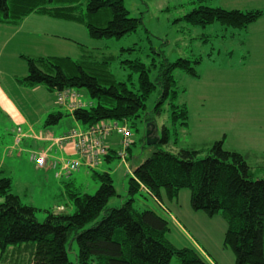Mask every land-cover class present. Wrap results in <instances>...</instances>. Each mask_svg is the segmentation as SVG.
<instances>
[{
    "label": "rangeland",
    "instance_id": "rangeland-1",
    "mask_svg": "<svg viewBox=\"0 0 264 264\" xmlns=\"http://www.w3.org/2000/svg\"><path fill=\"white\" fill-rule=\"evenodd\" d=\"M123 1L130 16L140 19L142 24L136 33L119 40H93L83 24L56 22L51 18L47 23L33 19L27 23L25 19L17 26L0 24V178L12 180V193L20 196L24 205L36 208L38 222L44 223L47 212L74 214L70 194L95 195L100 185L94 174L109 173L117 192L109 209H118L133 199L134 208L139 212L153 211L170 222L167 239L177 249H193L204 264H235L234 254L224 247L227 223L220 215L210 218L203 212L193 211L190 190L181 191L173 201L165 196L161 207L146 193L130 196L129 182L134 175L120 159L95 170L83 166L70 177L61 179L55 177L52 169L40 171L28 161L31 148L48 149L52 142L40 141L34 146L33 141L24 142V134L17 128H23L25 133L27 120L35 131L42 130L46 127L41 123H46L48 115L66 111L57 105L56 93L42 86L32 89L21 84L20 79L28 75V65L22 56L71 58L96 66L99 72L106 70L115 81L126 83L132 91L140 87V75L132 69L136 61L151 69L149 77L155 83L164 62L175 64L189 60L199 77L192 78L181 69H173L176 84L172 91L178 94L161 104L159 112L156 109L163 88L156 85L137 127L131 129L135 144L129 163L140 164L156 150L177 154L181 149H194L201 151L200 157L204 158L215 142L224 140L225 149L247 157L255 179H264V104L261 103L264 100V16L247 31L220 22L193 26L185 19L200 5L228 11H264V0ZM38 22H41L39 26ZM81 96L83 101L92 102L85 91H81ZM183 105L188 109L186 126L173 113L180 111L173 106ZM146 119L149 122L142 124ZM71 120L67 117L63 125L50 128L62 134L76 125ZM148 124L157 128V143L150 147L145 138ZM165 133L167 142H163ZM18 137L22 140L19 145L16 144ZM68 159L73 160L75 156ZM68 252L69 260L76 264L79 252L76 240L69 242ZM30 257V250L16 253L11 250L7 257L0 254V264H27ZM172 264L179 262L174 258Z\"/></svg>",
    "mask_w": 264,
    "mask_h": 264
},
{
    "label": "trees",
    "instance_id": "trees-1",
    "mask_svg": "<svg viewBox=\"0 0 264 264\" xmlns=\"http://www.w3.org/2000/svg\"><path fill=\"white\" fill-rule=\"evenodd\" d=\"M34 15L83 24L93 40H119L136 33L142 24L130 16L123 0H0V24L21 25ZM263 16V10L228 11L200 5L185 19L193 26L220 22L245 30ZM22 59L28 65V75L20 79L22 85L32 89L42 86L56 96L66 91L75 94L76 108L69 103L58 104L66 112L48 115L46 128L59 126L70 117L83 129L108 122L133 129L157 84L163 93L156 111L169 97H177L178 93L172 91L176 84L173 69L199 77L191 61L179 60L175 64L164 62L153 83L151 69L136 61L132 69L140 75V87L132 91L106 70L99 72L96 66L71 58ZM81 91L92 102L83 101ZM173 108L180 109L173 113L176 119L181 118V125H188L187 106ZM148 122L146 119L141 123ZM167 139L165 133L163 142ZM224 143L215 142L204 158L194 149H181L177 154L156 150L135 169L129 194L134 197L143 192L162 205L165 196L173 201L181 191L190 190L193 211L210 218L220 215L227 223L224 247L234 254L235 264H264V179H255L247 157L225 149ZM94 177L100 185L95 195L71 193L75 213L47 212L44 223L38 222L36 208L24 205L20 196L12 193V180L0 178L1 256L7 257L11 250H30L27 264H74L68 252V244L74 239L79 250L76 264H172L174 258L179 264H204L196 251L177 249L167 239L171 230L167 219L153 211L139 212L133 199L118 209H109L111 199L117 196L113 179L109 173H95Z\"/></svg>",
    "mask_w": 264,
    "mask_h": 264
},
{
    "label": "built area",
    "instance_id": "built-area-1",
    "mask_svg": "<svg viewBox=\"0 0 264 264\" xmlns=\"http://www.w3.org/2000/svg\"><path fill=\"white\" fill-rule=\"evenodd\" d=\"M58 103H69L71 108H76L75 94L66 91L58 96ZM117 134L121 137L120 150L116 156L125 160L131 145L132 131L127 126L117 123H100L86 130L71 131L58 142L59 144L72 143L79 159H61L52 162V167L57 171L56 177L69 176L80 170L81 167L97 169L106 157L110 155L109 138ZM19 141V140H18ZM31 160L39 167L47 165L46 154L32 153Z\"/></svg>",
    "mask_w": 264,
    "mask_h": 264
},
{
    "label": "crops",
    "instance_id": "crops-1",
    "mask_svg": "<svg viewBox=\"0 0 264 264\" xmlns=\"http://www.w3.org/2000/svg\"><path fill=\"white\" fill-rule=\"evenodd\" d=\"M28 20H26L27 21V23H28V21H32V19H33V21H42V22H44V23H47L48 21H50L49 20V18H47V17H42V16H36V15H34V16H30L29 18H27ZM37 19H39V20H37ZM52 21H56V22H60V21H57V20H52ZM24 23V22H23ZM257 23V22H256ZM255 23V24H256ZM38 26L41 24V22H38V23H36ZM254 24V25H255ZM24 25V24H23ZM251 27V26H250ZM248 30V28L247 29H245L244 31H247ZM35 34H37V32L35 31L34 32ZM261 103H263L264 104V100H262L261 101ZM65 109V108H64ZM67 110V109H66ZM68 112H71V111H69V110H67ZM73 119V118H72ZM71 121H74V120H71ZM75 122V121H74ZM63 123H64V121L61 123V125H63ZM76 123V125L75 126H71L69 129H68V131H64L62 134H57L56 133V130L55 129H51V128H42V130L39 128L38 130L39 131H35V128H34V126L33 125H31V124H28V121L27 120H25V124H26V130H25V137H24V142H26V140H28L27 142H30V141H33V142H35L36 144L34 145V146H36L37 145V143L38 142H40V141H50V142H52V145L50 146V147H48V149H44V148H37L36 147V149H33V148H31L30 149V151H29V153L28 154H30L32 151H36V152H44V151H46V152H48V156H49V159L52 161V160H54L56 157L57 158H59V157H71V156H75L76 157V155H75V151H74V148H73V144H67V145H64V146H62L61 148H59L56 144H57V139L58 138H60L61 136H63V135H65V134H67L68 132H70V131H72V130H76V129H83V126L81 125H79L77 122H75ZM41 125H44V122H42L41 123ZM79 126V127H78ZM18 128H20V127H18ZM17 128V129H18ZM22 130H23V128H21ZM84 130V129H83ZM37 132H41V134L42 135H39V133H37ZM120 140V137H113L110 141H111V143H112V147H113V150H117V148H119V145H118V141ZM26 146H27V143H24ZM133 144H135V142H134V140H133ZM132 144V145H133ZM132 148V147H131ZM55 149V152H52L53 150ZM131 151L132 150H130V155H129V158L131 159ZM62 154H64V155H62ZM66 154V155H65ZM29 157V156H28ZM111 158V159H110ZM114 158H115V156H114ZM129 159V160H130ZM28 161H29V163L30 164H32L34 167H36L32 162H31V160H30V158H28ZM113 161V158L112 157H109V158H107L106 159V161L104 162V164L102 165V168H104L105 166H106V163H111ZM126 163V165H127V167H129L130 169V171L133 173V171H135V169H137L140 165H142V163H137L136 165H134V163H133V161L131 162V163H129V161H127V162H125ZM37 168V167H36ZM87 169H89V170H91V168H87ZM38 170H40V171H43V170H46V169H38ZM54 174H55V172H54ZM58 208H61V209H63L64 207H58Z\"/></svg>",
    "mask_w": 264,
    "mask_h": 264
},
{
    "label": "water",
    "instance_id": "water-1",
    "mask_svg": "<svg viewBox=\"0 0 264 264\" xmlns=\"http://www.w3.org/2000/svg\"><path fill=\"white\" fill-rule=\"evenodd\" d=\"M157 128L156 126L152 124L146 125V144L147 146H154L157 143ZM133 174H135V171H133Z\"/></svg>",
    "mask_w": 264,
    "mask_h": 264
},
{
    "label": "bare ground",
    "instance_id": "bare-ground-1",
    "mask_svg": "<svg viewBox=\"0 0 264 264\" xmlns=\"http://www.w3.org/2000/svg\"><path fill=\"white\" fill-rule=\"evenodd\" d=\"M87 128H84V130H86ZM91 170H95V169H91Z\"/></svg>",
    "mask_w": 264,
    "mask_h": 264
}]
</instances>
